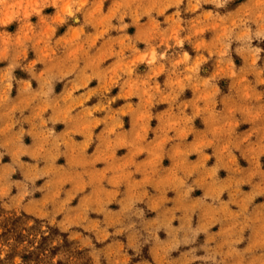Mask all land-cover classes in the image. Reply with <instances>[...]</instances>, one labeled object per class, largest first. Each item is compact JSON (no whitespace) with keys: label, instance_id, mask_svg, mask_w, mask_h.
<instances>
[{"label":"clouds","instance_id":"clouds-1","mask_svg":"<svg viewBox=\"0 0 264 264\" xmlns=\"http://www.w3.org/2000/svg\"><path fill=\"white\" fill-rule=\"evenodd\" d=\"M234 3L0 0V208L91 264H264V0Z\"/></svg>","mask_w":264,"mask_h":264},{"label":"rangeland","instance_id":"rangeland-1","mask_svg":"<svg viewBox=\"0 0 264 264\" xmlns=\"http://www.w3.org/2000/svg\"><path fill=\"white\" fill-rule=\"evenodd\" d=\"M241 0H235V3L230 7H235ZM53 9L48 8L45 14H53ZM36 17L32 18L33 23L36 22ZM79 23L77 21H69V24ZM68 25L58 29L57 35H62ZM17 24L13 23L8 27L7 31L15 32ZM129 29V32H133ZM264 47V45H261ZM187 49V46H186ZM191 53V49H187ZM235 63L239 65L241 61L235 58ZM206 70H211L212 65H206ZM18 74H24L17 71ZM222 89H227L228 81H221L219 85ZM34 221L33 223H29ZM44 222L35 219L28 215L27 210H6L0 208V246L6 247L8 250L3 259H0V264H16V259L19 258L20 264H51L52 258L58 253H64L73 258L72 264H91L88 255V250H78V241L70 239L68 234L60 233L56 227L46 226L42 228ZM58 239H62V244H54ZM100 247V245H97ZM57 264H65L58 261ZM132 264H138L134 259Z\"/></svg>","mask_w":264,"mask_h":264},{"label":"crops","instance_id":"crops-1","mask_svg":"<svg viewBox=\"0 0 264 264\" xmlns=\"http://www.w3.org/2000/svg\"><path fill=\"white\" fill-rule=\"evenodd\" d=\"M25 74H18V76H21V77H23ZM58 91H59V88L57 89ZM7 159V158H6ZM62 162V161H61ZM167 163V162H166ZM224 175V173L222 172L221 173V176H223ZM197 195H199V193H197Z\"/></svg>","mask_w":264,"mask_h":264}]
</instances>
